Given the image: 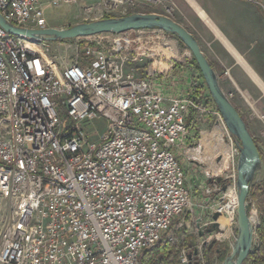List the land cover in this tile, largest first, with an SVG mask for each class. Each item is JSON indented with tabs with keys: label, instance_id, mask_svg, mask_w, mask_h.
<instances>
[{
	"label": "built area",
	"instance_id": "obj_1",
	"mask_svg": "<svg viewBox=\"0 0 264 264\" xmlns=\"http://www.w3.org/2000/svg\"><path fill=\"white\" fill-rule=\"evenodd\" d=\"M101 1L102 14L122 3ZM243 1L264 14V0ZM0 14L48 27L39 0H0ZM92 37L64 39L73 57L59 66L45 40L0 26V198L10 205L0 264H138L188 207L179 152L212 103L203 77L190 64L189 87L166 95L160 75L135 73L160 64L152 48Z\"/></svg>",
	"mask_w": 264,
	"mask_h": 264
},
{
	"label": "rangeland",
	"instance_id": "obj_2",
	"mask_svg": "<svg viewBox=\"0 0 264 264\" xmlns=\"http://www.w3.org/2000/svg\"><path fill=\"white\" fill-rule=\"evenodd\" d=\"M39 2L44 10L48 26L56 28H65L75 23L98 18L124 16L133 12H155L168 15L182 24L201 42L203 48H205V44L209 41L208 39L216 34L213 30L216 28L219 35L224 39L225 37H229V39L230 37L233 38L232 40L228 39V42L230 45L236 46L241 50L240 57L242 63L249 65L252 69H258L260 73L257 72V76L262 79L264 84V78H262L264 77V21H260V26L257 23L254 26H249L251 25L250 23L245 24V26H234L231 23H225L224 8H220V5L224 4L223 0H122L120 7L116 11L103 12V14L99 10L100 3H102L101 0H91L82 6L79 5L80 0H78L77 3L63 4L58 7L52 6L51 0H39ZM87 6H91V13L89 14H85V7ZM234 8H236L235 11L237 12H244L240 7L235 6ZM202 12H205L204 17H202ZM261 12L260 16L263 13ZM78 13L79 15H77ZM218 37L221 38L220 36ZM92 39L94 42L106 44L114 41L137 43L141 48H152L159 55L158 59L160 60L174 58V62L182 59L185 63H192V55L188 49L175 36L162 30L131 31L124 34L108 33L96 37L93 36ZM45 41L49 46V55L57 61L59 66L62 60H72L73 51L63 50V40ZM184 55L187 57H184ZM225 57H227V54H225ZM227 60L228 62L223 65L216 61H211L221 88L239 113H241L259 148L261 164L252 185L256 182H261L264 188V85H262L257 76L253 77L254 74L251 76L257 79L259 86L260 84L262 86L261 88L249 77H243L238 72L237 75L235 73L232 74V70L238 64L228 57ZM243 78L244 80H242ZM247 78H249L251 86L248 84ZM206 94H209L208 89ZM215 108L217 109L212 100V103L206 108L207 111L198 114L194 118L193 123L188 129L191 131L190 138H185L186 143L190 144L192 152L185 153L181 151L180 153L183 152L184 154L179 153L186 173L189 204L184 212L175 218L168 236L165 237V239L167 238L166 240L177 242L179 245V264L191 262L192 256L198 254V248L202 251V248L213 239L223 242L225 247H228V254L236 234L235 213L233 212L231 221L228 223V215L224 212L227 210V203L231 200L232 190L234 189L237 193L236 166L239 157L238 141L229 133L220 113L217 114ZM94 123L102 127L104 126L103 120H95ZM216 125L221 129L220 134H222L223 142L232 149L233 154L229 159L228 166L221 164L222 152L219 151L218 155L216 154L214 158L210 153L212 151L202 143L205 139L219 133V131L216 133L212 132ZM205 149L209 153L205 152ZM194 151L198 152V155L203 157V159H196ZM220 176L225 178L224 182L218 181L217 178ZM250 194L249 212L257 227L260 221V214L257 209L258 202L257 198H254L252 194L250 197ZM219 206L222 207L219 212L223 214V217L219 216L217 220L220 224H224H222L223 228L220 230L213 229L212 227V223L214 222L212 216L218 212L214 209ZM9 210L10 205L8 202L0 198V232L10 212ZM254 236L257 237L256 230ZM203 240L205 241L202 242ZM191 246L190 251L187 248ZM140 257L138 258V263ZM184 257L187 258V262L183 260ZM198 258L201 259V264H204L202 256ZM224 258L220 260L216 257H211L210 259L212 264H222Z\"/></svg>",
	"mask_w": 264,
	"mask_h": 264
},
{
	"label": "water",
	"instance_id": "obj_3",
	"mask_svg": "<svg viewBox=\"0 0 264 264\" xmlns=\"http://www.w3.org/2000/svg\"><path fill=\"white\" fill-rule=\"evenodd\" d=\"M0 26L7 32L30 39L64 40L78 37H91L100 34H123L131 30L159 29L169 33L181 41L194 57L202 74L209 94L216 105L224 123L238 141L239 157L236 166L237 202L235 206L236 234L231 250L222 264H243L247 256L253 253L259 245L254 236L256 224L249 212V190L260 169L261 158L258 146L251 134L246 121L221 88L216 72L201 50L196 37L182 24L168 15L155 12H133L124 16L104 17L91 21L72 24L65 28L46 27L41 29L15 26L0 14ZM224 182L222 176L217 178ZM220 212L213 214V229L223 228L218 222ZM190 258V256H189ZM188 264H191L189 262Z\"/></svg>",
	"mask_w": 264,
	"mask_h": 264
},
{
	"label": "crops",
	"instance_id": "obj_4",
	"mask_svg": "<svg viewBox=\"0 0 264 264\" xmlns=\"http://www.w3.org/2000/svg\"><path fill=\"white\" fill-rule=\"evenodd\" d=\"M90 1L91 0H80L79 5L80 6L85 5L87 2ZM223 3L224 4L220 5V8L221 9L224 8V12H225L224 18H225V23L227 24L231 23V25L234 26H238V25L245 26V24L250 23L251 25L249 26H254L257 23L260 26V21H264V14L260 11L258 7H256L251 3L245 2L243 0H223ZM235 6L240 7V9H243L244 12L235 11L236 10V8H234ZM259 11L262 13L261 14L262 16H260ZM204 13L202 12V17L205 16ZM77 15H79V13ZM213 30L215 31L216 34L212 35V37L208 39L209 41L205 44V48H203L201 42L198 41L201 50L203 51L207 59L213 60L214 62L216 61L222 65L228 62L227 57L236 61V64H238V66H236V68L232 70V74L235 73L237 75L238 72V74H240L243 77H249L255 84L259 86L257 79L256 78L254 79L253 77L257 76V72L260 73V71L258 69H252L247 64H243L240 57L241 50L236 46L230 45V43L228 42L229 37H225L224 39L221 35H219L216 28ZM131 31H142V30H131ZM217 35L220 36L221 38H219ZM230 39L232 40L233 38L230 37ZM225 54H227V57H225ZM184 57L187 56L184 55ZM133 65L134 68L135 67L138 68V69L135 68V73L137 76H146L152 74H155L156 76L160 75L159 77H157L158 78L157 87L162 89L166 95L182 93L185 89L189 87L190 82L192 80L191 73L187 71V67L190 65V63H185L182 59L177 62H174V58H170V59L165 58V60H162L160 64L157 61L154 62L152 60H148L143 62L142 64H138V65L133 64ZM168 73L169 75L165 76V74ZM251 75H253V77ZM249 78H247V80ZM257 78L260 80V82H262L261 78H259L258 76ZM242 80H244V78ZM248 81H249L248 84L251 86L250 80ZM262 85H264L263 82ZM259 87L260 88L262 87L261 84ZM181 151L185 153L190 151L192 152V148L190 144L184 141L183 146L180 148V152ZM207 151L208 150L205 149V152ZM194 154L196 156L195 157L196 159H203V157L198 155L199 153L194 152Z\"/></svg>",
	"mask_w": 264,
	"mask_h": 264
},
{
	"label": "trees",
	"instance_id": "obj_5",
	"mask_svg": "<svg viewBox=\"0 0 264 264\" xmlns=\"http://www.w3.org/2000/svg\"><path fill=\"white\" fill-rule=\"evenodd\" d=\"M191 62H192L191 64L194 65V67L199 71L200 75L202 76L193 56ZM209 62L213 67V63L211 62V60H209ZM260 158H261V154H260ZM250 193L253 195L254 198H257V202H258L257 209L260 214V221L258 222L256 227V234H257V239L259 241V245L253 253L247 256L243 264H264V188L262 186V183L256 182L253 185H251L249 194ZM251 194L250 197L252 196ZM178 247L179 245L177 244V242H170L169 240L158 242L154 246L142 252L138 264H179ZM191 248L192 246L188 247L187 249H190L191 251ZM227 251H228V247L227 246L225 247V244L223 242L213 239L202 248V255H201L202 261L204 264H212V261L210 259L211 257H216L222 260L226 256ZM199 259L200 258H198L197 255L192 256L191 264H201V259L200 260Z\"/></svg>",
	"mask_w": 264,
	"mask_h": 264
},
{
	"label": "bare ground",
	"instance_id": "obj_6",
	"mask_svg": "<svg viewBox=\"0 0 264 264\" xmlns=\"http://www.w3.org/2000/svg\"><path fill=\"white\" fill-rule=\"evenodd\" d=\"M218 131H219V133H216ZM212 132L216 133L217 135L214 134L211 138L205 139L202 143H203L204 146L209 148L210 151H212L210 153L212 154L213 157L216 154L218 155L219 151L222 152L223 156H222V159H221V164L223 166H226L228 164V162H229L230 157L233 154L232 153V149H231V147L229 145H227L226 143L223 142L222 134H220L221 129H220V127L218 125L215 126V128L213 129ZM213 139H215V141L210 145L211 140H213ZM207 152H209V151H207ZM211 159H212V157H211ZM236 197H237L236 191L233 189L232 190L231 200L227 203V210L224 212V213H226L228 215V219H227L228 223L231 221V218L233 216V211L235 210V206H236V202H237V198ZM219 216L223 217V214H220Z\"/></svg>",
	"mask_w": 264,
	"mask_h": 264
},
{
	"label": "flooded vegetation",
	"instance_id": "obj_7",
	"mask_svg": "<svg viewBox=\"0 0 264 264\" xmlns=\"http://www.w3.org/2000/svg\"><path fill=\"white\" fill-rule=\"evenodd\" d=\"M215 141V139H213V140H211V143H210V145L213 143Z\"/></svg>",
	"mask_w": 264,
	"mask_h": 264
}]
</instances>
